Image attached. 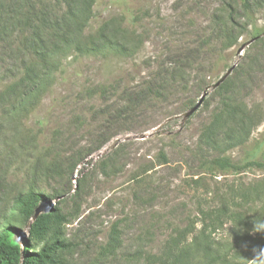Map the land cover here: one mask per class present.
<instances>
[{"label": "rangeland", "instance_id": "obj_1", "mask_svg": "<svg viewBox=\"0 0 264 264\" xmlns=\"http://www.w3.org/2000/svg\"><path fill=\"white\" fill-rule=\"evenodd\" d=\"M249 5L96 0L91 12L80 10L71 37L86 41L105 27L124 51L72 52L40 86L29 80L32 65L46 73L29 48L32 30L3 19L0 234L11 226L25 245L34 220L13 209L34 189L65 218L37 243L64 245L56 264H151L142 250L159 253L176 226L201 228L200 209L230 205L240 230L226 223L213 247L233 254L228 264H249L264 248V232L253 231L264 216V170L201 167L205 158H264V0ZM253 29L259 41L251 42Z\"/></svg>", "mask_w": 264, "mask_h": 264}, {"label": "trees", "instance_id": "obj_2", "mask_svg": "<svg viewBox=\"0 0 264 264\" xmlns=\"http://www.w3.org/2000/svg\"><path fill=\"white\" fill-rule=\"evenodd\" d=\"M5 1L11 8L6 11V15L0 9V27L4 19L20 28L32 30L29 38L30 51L32 55L42 59L43 67L46 69V73L42 72V75H38L36 67L30 66L29 80L37 86L45 85L46 82L48 84L49 72L53 74L51 71L53 65L60 64L72 52L79 57H84L115 50L116 46L124 51V47L115 39L116 35L109 36L105 27L86 41L71 37V26L75 24L78 26L82 21L80 10H82V15L91 12L96 0H3V3ZM238 1L249 11L247 7H250L251 0ZM1 2L2 0H0V5ZM63 4L66 8L64 11L60 10V15L51 13L50 7H62ZM0 7H3V4ZM229 15L231 18L232 14L229 13ZM129 17L132 18V22L131 20L129 22L134 23L135 16ZM257 31L256 29L252 31L254 41L260 40L261 35ZM55 39H57L56 42ZM160 156L166 163L165 154L161 153ZM201 167L204 173L208 174L228 171L239 173L253 168L264 170V158L250 157L244 162H235L224 156L205 158L201 160ZM46 199L43 194L30 189L16 202L13 211H17L24 217V223L34 221L29 226V239H25V245L22 247L15 238V229L11 226L4 228L0 234V264H56L58 262L56 252L64 247L58 240L44 245L41 249L37 247V243L44 241L48 236L53 221L63 222L65 220L62 215L56 214L57 209L43 213L34 219L36 208ZM229 206L224 205L210 211L200 209L199 214L203 218L200 220L202 222L200 229L195 228V223L184 227L176 226L161 245L159 253L149 255L142 250L144 252L139 259L151 264H228L233 254L229 251L221 252L214 249L213 243L214 234L218 230L223 229L226 223L235 222L236 214L229 209ZM111 242L115 244L116 238L113 237Z\"/></svg>", "mask_w": 264, "mask_h": 264}, {"label": "clouds", "instance_id": "obj_3", "mask_svg": "<svg viewBox=\"0 0 264 264\" xmlns=\"http://www.w3.org/2000/svg\"><path fill=\"white\" fill-rule=\"evenodd\" d=\"M242 220V219H241ZM240 220H236L232 225V228L240 230V226L238 224ZM254 232H264V216H258L254 220ZM249 264H264V248L253 249V254L250 259H247Z\"/></svg>", "mask_w": 264, "mask_h": 264}, {"label": "water", "instance_id": "obj_4", "mask_svg": "<svg viewBox=\"0 0 264 264\" xmlns=\"http://www.w3.org/2000/svg\"><path fill=\"white\" fill-rule=\"evenodd\" d=\"M254 40H252L251 42H253ZM250 43V42H249ZM232 69H230L231 71ZM230 71H228V73L217 83L215 84V87H217L221 82L224 81V79L229 75ZM204 100V96H202V98L200 99V101L192 108L190 109L189 112L186 113L185 117L188 118L190 117V115H192L193 113H195L199 107L201 106L202 102ZM53 206L52 203L45 201H42L41 204L38 205V207L35 210V215H34V219H36L39 215L43 214V213H49L51 211H53Z\"/></svg>", "mask_w": 264, "mask_h": 264}]
</instances>
